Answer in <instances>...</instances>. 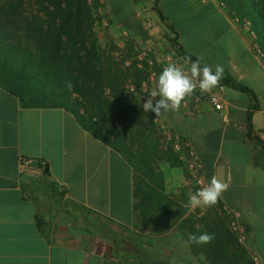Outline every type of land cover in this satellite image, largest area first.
Returning <instances> with one entry per match:
<instances>
[{"label":"crops","instance_id":"0c3cea01","mask_svg":"<svg viewBox=\"0 0 264 264\" xmlns=\"http://www.w3.org/2000/svg\"><path fill=\"white\" fill-rule=\"evenodd\" d=\"M104 1L124 34L147 42L177 37L187 54L213 70L221 65L223 75L255 94L257 103L224 85L221 115L209 101L219 83L209 93L199 92L198 103L193 94L188 108L169 111L165 121L192 143L210 182L224 166L228 187L220 203L239 212L247 240L238 244L232 231L217 226H167L156 213L135 211V173L123 154L86 131L71 112L29 108L0 87V264H264V59L253 50L254 40L217 0ZM187 6L191 19H197L191 25L182 19ZM172 10L179 15L168 17L165 12ZM180 61L189 71L181 53ZM254 105L251 137L247 114ZM27 159L45 164L48 175L36 164L22 171L21 161ZM192 212L210 217L201 206L180 220ZM193 231L215 238L188 245ZM211 248L220 256L226 249L228 258L211 261L204 253Z\"/></svg>","mask_w":264,"mask_h":264},{"label":"trees","instance_id":"16d2710c","mask_svg":"<svg viewBox=\"0 0 264 264\" xmlns=\"http://www.w3.org/2000/svg\"><path fill=\"white\" fill-rule=\"evenodd\" d=\"M14 1L0 6V87L29 108H62L71 112L86 131L123 154L133 167L135 211L156 213L161 221H170L174 202L165 196L163 179L154 181L158 175L150 168V158L144 153L137 156L131 147L123 148L122 137L115 135V124L106 120L107 103L101 93L111 76L103 71L97 40L92 36L93 26L89 24L87 0H40L46 22L38 15L28 18L21 10L24 1ZM223 2L225 11L242 25L251 23L264 54V0ZM155 10L165 22L162 12ZM166 26L177 36L173 26ZM86 34L89 35L85 37ZM170 42L179 46L185 60L197 59L185 52L177 37L170 38ZM67 82L72 84L71 90L66 87ZM219 83L248 94L257 103L252 90L229 76L223 75ZM85 102L93 108L92 114L82 112ZM121 106L125 104L121 102ZM257 108L252 106L247 114L251 137H255L251 113ZM48 173L46 167L44 175Z\"/></svg>","mask_w":264,"mask_h":264},{"label":"rangeland","instance_id":"374dc122","mask_svg":"<svg viewBox=\"0 0 264 264\" xmlns=\"http://www.w3.org/2000/svg\"><path fill=\"white\" fill-rule=\"evenodd\" d=\"M12 1L0 0V6L7 5ZM23 1L24 4L21 10L25 16L32 18L33 15H38L46 22L39 3L40 0ZM87 7H89L88 4ZM89 10L91 11V21L89 24L93 26L92 36L97 40L98 53L104 67L103 71L105 75L107 73L109 77L111 76L109 83L105 84L101 93L102 100L107 103L106 120L115 124V135L122 137L123 148L131 147L137 156L144 153L147 158H150V168L154 169L158 175L154 181L158 182L163 179L165 196L174 202V205L170 209L172 213L171 219L167 221L166 225L181 228L187 227L188 229L217 226L224 229L223 232H227L225 229L231 231L228 220L217 203L214 206L205 207L210 217H198L197 212L194 214V211L188 215L186 220H180L183 213L191 209L188 203V194L190 192L195 193L199 189L186 166L173 151L169 138L170 134L174 131L171 127H169L167 132L162 131L154 122L155 113L150 111L144 112L142 108L143 103L148 98V95L142 93L143 85L149 79L147 62L149 60L154 62L153 71L159 77L161 68L158 60L181 64L180 53L176 49V46L170 42L169 37L165 36H162L159 40L147 42L137 40L127 32L124 34V30L113 24V19L105 10L104 14L109 20L110 27L103 29L100 25L99 15L93 12L90 7ZM165 13L168 17H173V14L179 15V12L173 10L166 11ZM192 13L189 6L182 13V19L190 25L197 21L196 18L191 19ZM189 18L191 20L188 21ZM124 26L126 29L129 27L127 23ZM88 35L86 34L85 37ZM79 48L81 49V47ZM144 52H147V55L142 60L144 69H140L138 67L140 62L139 57ZM157 98L159 99V97L155 99ZM121 102L125 104L124 107L121 106ZM83 107L82 112L84 114L93 113V108L89 102H85ZM160 117L164 118L167 122L166 114ZM184 199L186 200V208H184ZM179 200H182V203ZM211 213L212 215H210ZM201 233L203 232L193 231L191 234L200 235ZM220 236L224 237L226 235L221 234ZM229 242H232V240ZM238 244L240 243L238 242ZM220 252L223 253L222 257L218 252H216V255L212 248L206 250L204 253L208 255L211 261L212 259L214 261L226 260L228 258L227 250L224 249Z\"/></svg>","mask_w":264,"mask_h":264},{"label":"clouds","instance_id":"9594fccd","mask_svg":"<svg viewBox=\"0 0 264 264\" xmlns=\"http://www.w3.org/2000/svg\"><path fill=\"white\" fill-rule=\"evenodd\" d=\"M188 62L190 63L189 72H186L183 66H178L175 63L168 64L163 68L159 74L156 88L148 92V98L143 103L144 112L155 113L158 118L169 111L178 110L182 101L191 96L197 87L202 95L209 93L223 77L224 69L219 64L215 65V70H213V67L207 63L202 64V58H197L195 61L188 58ZM66 87L71 90L72 84L67 82ZM156 97L159 99H155ZM227 187L224 181L221 182L220 178L213 176L210 184L201 187L195 193L188 194L190 208L194 210L201 206H214ZM214 238V234L207 232L200 235L189 234L186 243L188 245H204L211 243Z\"/></svg>","mask_w":264,"mask_h":264},{"label":"built area","instance_id":"2783aa9c","mask_svg":"<svg viewBox=\"0 0 264 264\" xmlns=\"http://www.w3.org/2000/svg\"><path fill=\"white\" fill-rule=\"evenodd\" d=\"M205 1V0H203ZM219 2V6L222 10H226V5L224 4L223 0H217ZM87 4L90 7V9L97 13L100 17V25L103 29L109 28V20L108 18L105 17L104 14V6H105V1L104 0H87ZM244 28L246 29V32L249 34V36L254 40L253 41V50L257 55H259L262 59H264V54L260 50L258 44H257V37L255 33L251 30V23L249 21H246L244 23ZM151 42V41H150ZM147 55V52H144L139 58L140 62L138 64V67L140 69H144V64L142 60L144 57ZM158 63L160 64L161 71L165 66L168 64H171L172 62L168 61H162L158 60ZM178 66H182L181 64L175 63ZM148 69L147 72L149 74V79L147 83H144L143 88H142V93L145 95H148V92L151 90L155 89L157 86V73L153 71V65L154 62L152 60H149L147 62ZM146 69V68H145ZM185 69V68H184ZM186 72H189L187 69H185ZM224 85H220L217 90L213 91L210 96H209V101L214 108L216 112L219 114L223 115L225 111V104H224V98H223V92H224ZM199 88L195 90L193 94H198L194 100L196 103L200 101V95H199ZM188 96L182 101L181 107L178 110L181 109H186L189 107V100L193 96ZM154 122L155 124L164 132H167L169 127L167 123L165 122L164 119L160 117H154ZM224 122L227 125H230L231 122L229 118L224 116ZM170 141L172 143V148L173 151L176 153L178 156L179 160L186 166L189 174L195 181L198 189L201 187L207 186L210 184V181L206 178L205 173H204V165L203 162L201 161L199 154L197 150L193 147L192 143L183 138L179 133L173 132L170 134ZM38 165L40 168L41 172H43L45 164L38 162L37 160H22L21 161V170L24 171L28 169L31 165ZM217 204L220 206L222 213L224 216L227 218L229 227L236 237L237 241L240 244H244L247 240V230L246 227L240 222V214L236 210H234L232 207L228 206L225 203H220V199L218 200ZM255 263L258 262L256 257H253Z\"/></svg>","mask_w":264,"mask_h":264},{"label":"water","instance_id":"95a60500","mask_svg":"<svg viewBox=\"0 0 264 264\" xmlns=\"http://www.w3.org/2000/svg\"><path fill=\"white\" fill-rule=\"evenodd\" d=\"M217 177L221 179V182L224 181V183H225V168H224V166H220V168L218 169Z\"/></svg>","mask_w":264,"mask_h":264}]
</instances>
